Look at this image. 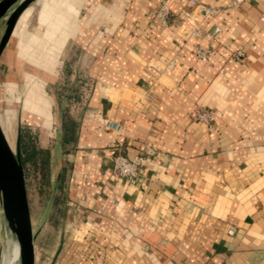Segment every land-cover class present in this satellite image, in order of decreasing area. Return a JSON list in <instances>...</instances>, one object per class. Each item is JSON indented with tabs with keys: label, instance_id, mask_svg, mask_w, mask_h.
<instances>
[{
	"label": "crops",
	"instance_id": "0c3cea01",
	"mask_svg": "<svg viewBox=\"0 0 264 264\" xmlns=\"http://www.w3.org/2000/svg\"><path fill=\"white\" fill-rule=\"evenodd\" d=\"M162 1L45 0L44 36L20 33L31 69L88 84L71 171L66 149H51L64 201L58 264H264V0H201L216 13L198 36L181 17L187 0L158 23ZM38 95L24 110L51 128ZM200 108L215 121H198ZM106 118L124 126L118 141ZM118 154L142 155L136 182L114 175ZM13 246L2 259L16 264Z\"/></svg>",
	"mask_w": 264,
	"mask_h": 264
},
{
	"label": "rangeland",
	"instance_id": "374dc122",
	"mask_svg": "<svg viewBox=\"0 0 264 264\" xmlns=\"http://www.w3.org/2000/svg\"><path fill=\"white\" fill-rule=\"evenodd\" d=\"M40 5L39 2L32 4L21 16L22 21L19 20L21 24L12 36L0 60V122L2 126L8 124L9 130L6 137L14 150H16L19 125L21 126V134L22 132L31 133L36 138L35 143L38 147L51 150L54 141H58L60 149H66L69 155L66 163L69 172L72 169L71 155L74 147L73 144L63 145V126L72 120L76 124L75 132L77 131L78 120L84 104H86L88 84L82 77L74 78L67 77V75L63 77V80L58 81V75L55 77L50 75V77L49 74H43L42 68L33 67L31 69L32 66L26 60L27 56H22L19 41L21 43L20 33L24 35L22 33L24 27L25 31L35 37L44 36V31L48 28L49 22L46 25L41 23ZM4 24L5 20L1 21L0 40L5 29ZM42 44L46 43L42 42ZM30 77H33L34 80H30ZM55 87L56 90H54ZM29 89H34L41 96L45 95L50 100L51 128L43 125L44 119L41 115L24 110V101ZM57 154L55 159L61 157L59 151ZM27 168L28 171H25L26 188L34 233L38 234L36 264H58L57 250L62 237L57 220L59 210H61L64 202L62 195L55 190L59 166L52 162L48 170H36L31 164H28ZM52 220L55 224L51 223ZM11 240V237L7 238L6 236V221L0 205V264H3L4 255L12 253L14 244Z\"/></svg>",
	"mask_w": 264,
	"mask_h": 264
},
{
	"label": "water",
	"instance_id": "95a60500",
	"mask_svg": "<svg viewBox=\"0 0 264 264\" xmlns=\"http://www.w3.org/2000/svg\"><path fill=\"white\" fill-rule=\"evenodd\" d=\"M39 0H1L0 23L5 29L0 40V60L21 16ZM21 126H18L16 150L0 125V205L6 221V236L20 249L19 264H36V239L30 212L26 179L21 160Z\"/></svg>",
	"mask_w": 264,
	"mask_h": 264
},
{
	"label": "built area",
	"instance_id": "2783aa9c",
	"mask_svg": "<svg viewBox=\"0 0 264 264\" xmlns=\"http://www.w3.org/2000/svg\"><path fill=\"white\" fill-rule=\"evenodd\" d=\"M246 0H229V8H237L242 5ZM181 2V0H163L159 9L155 15V19L163 26L169 25L170 18L173 14L175 6ZM191 6V11H184L181 13V17L185 22L190 23L193 26L191 31L192 36H198L201 30V20L213 16L216 13V8L211 5L204 4L201 0H187ZM220 32V28H215L213 36H216ZM198 58H209L213 50L212 48H202L197 46L194 49ZM235 57L239 62H244V53L238 50L235 53ZM195 117L198 121L205 124H211L215 121L214 111L208 108H200L195 112ZM104 130L115 140L123 135L124 126L121 123L115 122L109 118H106L103 122ZM121 146V143H118ZM142 161V155H136L129 157L127 155L118 154L113 159V173L119 178L125 179L130 183H134L137 180L138 172ZM230 234L234 233V229L229 230Z\"/></svg>",
	"mask_w": 264,
	"mask_h": 264
},
{
	"label": "trees",
	"instance_id": "16d2710c",
	"mask_svg": "<svg viewBox=\"0 0 264 264\" xmlns=\"http://www.w3.org/2000/svg\"><path fill=\"white\" fill-rule=\"evenodd\" d=\"M75 127L76 124L69 120L63 126V145L71 144L75 139ZM36 138L27 132L21 134V160L25 171H28L27 165L31 164L34 169H49L52 163L51 150L47 148L38 147L35 143Z\"/></svg>",
	"mask_w": 264,
	"mask_h": 264
},
{
	"label": "bare ground",
	"instance_id": "6f19581e",
	"mask_svg": "<svg viewBox=\"0 0 264 264\" xmlns=\"http://www.w3.org/2000/svg\"><path fill=\"white\" fill-rule=\"evenodd\" d=\"M44 3H45V0H42L41 1V5L40 6H42V5H44ZM21 19V18H20ZM39 55V54H38ZM37 55V56H38ZM31 60V59H30ZM30 60H28L27 62H29ZM32 101H34L35 103L37 102V103H42V101H43V98L42 97H40L39 95H38V93L35 91V90H33V89H29V91L27 92V94H26V99H25V102H24V109H30V107H31V102ZM47 101V100H46ZM0 125H1V122H0ZM1 127H2V129H3V131H4V133H5V135H6V133H8V124L6 123V124H4V126H2L1 125ZM19 254H20V249H19V246L18 245H15V251H14V255L16 256V255H18V257H19ZM13 261H12V259H8V258H6L4 261H3V264H11Z\"/></svg>",
	"mask_w": 264,
	"mask_h": 264
}]
</instances>
